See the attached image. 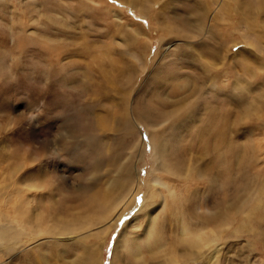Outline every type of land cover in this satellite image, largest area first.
I'll use <instances>...</instances> for the list:
<instances>
[{
  "label": "rangeland",
  "instance_id": "obj_1",
  "mask_svg": "<svg viewBox=\"0 0 264 264\" xmlns=\"http://www.w3.org/2000/svg\"><path fill=\"white\" fill-rule=\"evenodd\" d=\"M242 1L254 11L252 28L237 23L241 15L231 0H0V190L16 179L12 209L21 203L22 218L34 221L53 208L49 217L65 230L116 201L119 166L128 160L132 180L102 223L31 240L24 229L10 255L0 246V264H42L45 249L51 264H83L96 240L88 234L96 230L103 232L98 264H111L115 250L117 264H164L180 254L188 259L179 264H264V0ZM187 101L192 111L170 122L168 109ZM225 108L226 127L221 116L210 117ZM123 112L130 119L143 114L142 124L133 120L135 135L124 131ZM76 127L95 136L96 145L72 143ZM154 128L165 144L161 162L179 173L194 163L196 177L155 171ZM118 136L122 144L111 149ZM155 174L168 183L155 184ZM43 180L55 186L48 200ZM138 181L130 209L110 227ZM227 190L232 216L216 226ZM95 193L102 209L93 214L83 203ZM211 227L219 238L211 249L184 242L197 228L210 235ZM149 229L153 245L134 248ZM134 250L146 261L132 262Z\"/></svg>",
  "mask_w": 264,
  "mask_h": 264
},
{
  "label": "bare ground",
  "instance_id": "obj_2",
  "mask_svg": "<svg viewBox=\"0 0 264 264\" xmlns=\"http://www.w3.org/2000/svg\"><path fill=\"white\" fill-rule=\"evenodd\" d=\"M233 1V6H234V11H237V14H240L241 16L239 17V21L237 23L241 24V25H244L246 27V29L250 28L251 26H254V18L253 17H250V15L254 12V11H251V7L248 3L247 5H245V2H243L242 0H231ZM246 1V0H245ZM248 2V1H247ZM211 3V0H207V3L206 4H210ZM205 4V5H206ZM252 4V3H251ZM197 7V6H196ZM242 8H247L246 11H241ZM140 9V8H139ZM256 24V23H255ZM257 25V24H256ZM252 28V27H251ZM250 31V30H249ZM180 32V31H179ZM247 33H250L247 31ZM249 35V34H248ZM248 37V36H247ZM253 55V53H252ZM250 72V71H249ZM251 73V72H250ZM253 73V72H252ZM218 79V78H217ZM52 94V93H51ZM59 95V94H58ZM74 96V95H73ZM61 97V96H60ZM65 100V99H64ZM2 101V100H1ZM0 101V102H1ZM56 101V100H55ZM59 101V100H58ZM4 102V101H3ZM51 102V101H50ZM190 102L192 101H187V103H184V104H180L179 106H177L176 108H171V109H168L169 111H167V117L169 119L170 122L172 123H177V119L179 118V116L181 117V115L183 113H189L190 111H192V105L190 104ZM1 105V103H0ZM88 105V104H87ZM127 106V105H126ZM131 107V106H130ZM213 110L214 108L211 107ZM127 109V108H125ZM226 109V110H225ZM223 109L222 113L219 115V114H214V115H210V117L212 118L211 120H214L217 118H219L220 116L222 117V122L224 124V126H228L231 122V113L229 111V108H225ZM172 110V111H171ZM67 111V110H66ZM116 111V110H115ZM68 114V113H67ZM128 114L126 112H123L122 114V119L124 120V123H125V130L124 131H129V133H132L133 135H135L132 131L134 128L133 124V120L135 121V115H136V120L138 122H140L141 124L144 121V118L142 119V115L141 114H135L132 116V118H128L127 116ZM102 118H104V116H101ZM147 118V117H146ZM107 119V118H106ZM121 119V120H122ZM98 120V119H97ZM120 120V119H119ZM182 120V118H181ZM6 121V120H5ZM99 121V120H98ZM158 121V120H157ZM219 121V120H218ZM104 122V121H103ZM136 122V121H135ZM159 122V121H158ZM99 123H101L99 121ZM120 123V122H119ZM133 123V124H132ZM137 123V122H136ZM135 123V124H136ZM157 123V122H156ZM102 125V124H101ZM4 126V125H3ZM81 126V125H80ZM107 126V125H106ZM137 126V125H136ZM223 126V125H222ZM147 127V126H146ZM4 128V127H3ZM75 128V127H74ZM102 128V127H101ZM105 129V128H104ZM120 129V127H119ZM118 130V129H117ZM116 130V131H117ZM82 129L76 127V129L74 130V133L73 135H70V139H71V142L72 143H75V142H79V141H84L89 147H94L96 145V137L91 135V134H87L85 132H81ZM161 130H157L156 128H154L152 130V134H150V144H151V147H152V150H153V158H154V162L157 164V167H155V171H160L161 173H164V174H167L168 175H171V176H176V175H180L182 174L183 176L186 175L187 177V174L190 175V179H193V176H195L194 173L200 171L198 169H193L196 165L193 163V167H188L186 168V170H183L179 173L176 169H174V167H171V164H165L164 162L162 163L161 162V158H162V155L165 153V149H164V142H162L163 139H161L162 135L160 136V132ZM77 133V135H75ZM122 133V132H121ZM120 134V132H119ZM221 134V133H220ZM115 135V134H114ZM121 135V134H120ZM81 138V139H79ZM122 136H118V137H115V140L112 141L111 143V149H115V146L116 148L119 147L121 144H122ZM105 145V144H104ZM167 145V144H166ZM219 148H220V144L218 145ZM223 148L225 150H230V148L226 147V146H223ZM118 150V149H117ZM116 150V151H117ZM168 150V149H167ZM228 150V151H229ZM74 151V150H73ZM215 152H217V150H214ZM227 151V152H228ZM170 153V151H169ZM118 153L115 152V155H117ZM168 154V153H167ZM130 155V154H129ZM132 155V154H131ZM219 155V153H218ZM226 158H228L227 160H229V155L228 154H225ZM9 157V156H8ZM132 157V156H131ZM133 158V157H132ZM213 158V157H212ZM11 159V158H10ZM14 163L16 161H20L18 158H14ZM164 160V159H163ZM162 160V161H163ZM101 161V160H100ZM22 161L20 162H16L17 163V168H21L22 164H21ZM166 162V161H165ZM167 163V162H166ZM191 166V165H190ZM190 168V169H189ZM98 169V168H96ZM133 169V168H132ZM119 170H120V173H121V179L123 180H120V181H117L116 182V185L114 187V192H117L116 195H117V198H116V201L113 202L110 206L108 205L107 210L104 209V211L102 210L103 213H100L99 216L95 215V216H90V217H83V218H79L78 220H75L77 222H75V224L72 222V224L64 230V227L63 229L62 228H59V226L56 224L57 222L53 221V216L52 217H49V215H53V206L50 207L52 208L51 210H46L47 211V217L45 218H48L50 220V225H47V224H44V216H40L41 214L38 215L37 219H35L34 221L32 219H30L27 215V218H22V215H24V211L21 207V203L20 205L18 204H15V208L12 209V206H11V200L13 199V197H17V193L16 192H13L11 190V192L9 191V189H12V186L15 185L17 182H16V179H14L13 182H9L5 180V185H4V190L5 189H8V191H1L0 190V246L3 244V253L5 254V256L9 253V255L11 254V252L14 250V245L17 244L18 242H20V235L23 234V230L26 229L28 231L25 232V234L28 235V238L29 240L31 239H35L36 237L40 236V235H45V236H48V237H51V238H56V236H59V235H67V234H64L66 232L69 231V233H75V232H83L85 231L86 229H89L90 227L92 226H95V225H98L100 223H102L106 218H108V215L110 214V212H114L115 211V208H117V206L119 205L120 202L123 201V199L126 197V195L128 194L129 190H131V187L130 186L131 184V178H130V173H131V166H130V161H126V162H123L120 166H119ZM12 171V170H11ZM118 171V170H117ZM116 171V172H117ZM14 172V170H13ZM13 172H10V173H13ZM178 173V174H177ZM48 174V173H47ZM9 175V174H8ZM155 174L154 176V183L155 184H158V185H165L167 184L168 182L160 177L159 175ZM4 177V176H3ZM9 177V176H8ZM177 177V176H176ZM196 177V176H195ZM118 178V177H117ZM7 179V177H6ZM12 179V178H11ZM187 179V178H186ZM9 180V179H8ZM182 180V179H180ZM113 181V180H112ZM129 181V184H127V182ZM188 181V180H186ZM206 181L207 183L209 184V186H215L214 184V179H208L206 178ZM214 181V182H213ZM150 182V181H149ZM182 182V181H181ZM127 184L129 186H126V188L124 187L125 185L124 184ZM41 196L44 197L46 196V199L48 200V195L50 194V192H52V190L55 188L54 186V183H50L48 182V180H43L41 182ZM124 185V186H123ZM139 181L137 182V189L136 191L134 192L133 196L131 197V199L129 200V202H124L126 203V205H124L123 208H121V211L120 213L118 214L117 218L115 219V221L113 223H111L110 227H113L115 225V223L118 222V220L120 218H122L127 212H128V209H130V205L131 203L133 202L134 200V196L135 194L138 192L139 190ZM149 187H151L150 184H147ZM14 189V187H13ZM16 189V188H15ZM20 189V188H19ZM23 189V188H22ZM112 189V188H111ZM261 189V188H260ZM110 191V190H109ZM128 191V192H127ZM219 191V190H218ZM228 191V190H227ZM224 191L227 193V196L228 198H226V194H225V198H223L224 200V203H225V206L223 207L225 209V215L221 218V219H217V218H214V223H216L215 225H220L222 222H227V221H230L231 219V216H232V209L233 207L230 206L232 204H230V200L229 198L231 197L229 191ZM19 192V191H18ZM104 192V191H103ZM258 195L261 194V191L260 190H257L256 191ZM47 193V194H45ZM100 194V193H99ZM99 194L96 195L95 194H91L87 197V199H85L84 201V205H86V209H88L89 211L93 212V209H96L95 207H101L102 209V205H101V200H99L101 198L102 195L99 196ZM214 194V193H213ZM218 194V193H217ZM106 195V194H105ZM111 195V194H109ZM109 195H106V196H109ZM221 195V196H222ZM254 195V193H253ZM37 196V195H36ZM113 196V195H112ZM212 196V195H211ZM1 197L2 200H1ZM34 197V196H33ZM152 197L154 198L155 197V194L154 192H152ZM260 197V196H259ZM222 199V198H221ZM5 200V201H4ZM43 200H45L43 198ZM208 200V199H207ZM39 201V200H37ZM104 201V200H103ZM40 202V201H39ZM42 202V201H41ZM40 202V203H41ZM23 203V202H22ZM220 203V202H219ZM39 204V203H38ZM42 204V203H41ZM133 204V203H132ZM8 205H9V209H8ZM13 205V204H12ZM106 205V204H105ZM14 206V205H13ZM23 206V205H22ZM41 206V205H40ZM104 206V205H103ZM180 207V206H179ZM40 208V207H39ZM46 208V207H45ZM57 209V208H56ZM59 211V209H57ZM62 210V209H61ZM97 210V209H96ZM253 210V209H252ZM255 210V209H254ZM251 211V210H250ZM258 211V210H256ZM13 212L15 213V216H13ZM255 212V211H254ZM97 213V212H96ZM95 213V214H96ZM253 213V212H252ZM84 214V213H83ZM94 214V212H93ZM98 214V213H97ZM250 214V213H249ZM87 215V214H85ZM180 215V214H179ZM152 219V218H150ZM48 220V221H49ZM71 221V220H70ZM151 224V223H150ZM62 225V224H60ZM64 225V224H63ZM66 225V224H65ZM77 227V228H74L73 227ZM153 226V225H151ZM67 227V226H66ZM182 232L183 233H186L187 232V229L184 228V226H182ZM99 228V227H98ZM97 228V229H98ZM156 228V227H154ZM226 228V227H225ZM157 229L159 230L160 228L157 227ZM219 229V228H218ZM94 230V229H93ZM155 229H153L154 231ZM157 230V231H158ZM210 235L208 236H203V235H206L205 233H203V235H201V229L197 228V231L193 234L192 237H189L186 238V240L184 241L185 243H188V245H190V247L192 246H195V247H200L202 245H204V247L208 246V249L210 248L211 249V246H212V243L211 242H217V240L219 239L218 238V231L217 229L215 228H210ZM152 231H148L147 233V236L149 237L152 233ZM159 232V231H158ZM102 230H96L94 232H89V236H93L96 240L95 242L93 243L92 247H89V248H86V250L84 251L85 253V263L83 264H98L99 262V259L97 257V248L100 246L101 242H100V239L102 238ZM156 233V232H155ZM88 235H84L83 237L86 239ZM26 236V235H25ZM146 236V239H144L141 242L137 243V247H135V245H132L134 248H136L137 250H140L142 248H147L148 246H150L151 244L153 245L152 240H151V237H147ZM46 237V238H48ZM26 238V237H25ZM38 239V238H37ZM213 239V241H212ZM100 242V243H99ZM119 242V241H118ZM117 242V243H118ZM125 242V241H123ZM163 242V241H161ZM182 242V241H181ZM48 243V242H47ZM120 243V242H119ZM118 243V244H119ZM135 243V242H134ZM160 243V242H159ZM19 244V243H18ZM22 244V243H21ZM125 244V243H124ZM128 244V243H127ZM130 244V243H129ZM143 244V245H142ZM179 244V243H178ZM170 245V244H169ZM19 246V245H18ZM130 247V246H129ZM40 248V247H39ZM42 248V247H41ZM171 248V247H170ZM169 248V249H170ZM131 249V248H130ZM129 249V250H130ZM173 249V248H172ZM16 250V249H15ZM128 250V251H129ZM170 251V250H169ZM174 251V250H173ZM46 252V249L45 251L43 250V253H41V260H42V264H51L50 261H49V258L48 256H46L45 254ZM132 262H142V261H146L144 259H142L143 257L140 256L139 253H137V251H132ZM149 252H150V249H149ZM187 252V254L189 253L190 255L189 256H192L195 258V256H198L199 253L197 252H193V251H190V250H187L185 251ZM136 253V254H135ZM36 254V253H35ZM38 254V253H37ZM179 254V253H178ZM202 254V253H201ZM154 255V254H152ZM195 255V256H193ZM205 255V254H204ZM117 252L116 250L114 251L113 253V256H112V259H111V264H117L119 262V258H117ZM150 256V255H149ZM37 257V255H36ZM155 257V256H154ZM188 259L187 256H183L182 254L180 255H171L167 258H164L163 260V263L164 264H179L182 260H185V259ZM142 259V260H141ZM23 260V259H22ZM34 260V259H33ZM207 262H209V258L207 259ZM22 264H33L31 262H25L24 260L21 262ZM6 264V262H5ZM9 264V262L7 263ZM122 264H127L125 261H122ZM150 264V263H149Z\"/></svg>",
  "mask_w": 264,
  "mask_h": 264
},
{
  "label": "snow or ice",
  "instance_id": "obj_3",
  "mask_svg": "<svg viewBox=\"0 0 264 264\" xmlns=\"http://www.w3.org/2000/svg\"><path fill=\"white\" fill-rule=\"evenodd\" d=\"M148 138L147 137H145V140H147ZM29 175H31V173H29Z\"/></svg>",
  "mask_w": 264,
  "mask_h": 264
}]
</instances>
